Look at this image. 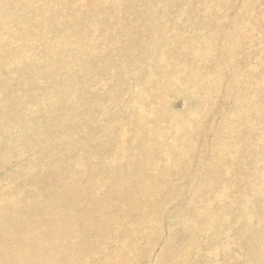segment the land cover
<instances>
[{"label": "rangeland", "instance_id": "374dc122", "mask_svg": "<svg viewBox=\"0 0 264 264\" xmlns=\"http://www.w3.org/2000/svg\"><path fill=\"white\" fill-rule=\"evenodd\" d=\"M18 1L21 0H0V113L4 124L18 128L19 150V153L0 160V187L7 186L12 174L21 166L27 168L30 162H35L36 171H44V164L36 157L42 155L46 148L37 145L36 138L55 142L50 146L53 158L64 153L63 144L74 140L79 156L87 159L102 148L99 133L93 130L96 126L107 133H115L114 137L121 141L134 134L131 123L133 111L128 100H135L146 108L164 104L166 110L162 117L158 112L149 114L152 130L159 144L183 171L175 169V176L167 188L173 193L164 204L167 214L161 219L160 230L150 244L139 245L134 264H157L166 250H172L174 258L183 264L194 261V255L201 254L206 246L197 240L208 239L213 233L201 225L194 232L197 240L189 244L191 253L186 255L179 247V243L186 242L183 234L178 233L175 227L174 237L170 236L173 226L184 219L183 214L189 215V212L195 216L191 200L201 194L196 179L202 175L203 166L211 161L210 169L214 170L219 163L239 155L249 171L251 183L264 177V0H147L151 5L143 0H32L33 5L27 7L17 5ZM55 11L57 18L53 19ZM94 14L102 17L105 24H98ZM153 16L163 18L162 28L165 30L161 33L164 42H157L150 48L155 38L150 23ZM29 17L30 21L26 20ZM19 21L25 22L20 29ZM83 24L93 27V30L83 31ZM17 33L21 34L20 37ZM225 37L228 40L224 46L226 52L222 55L225 62L214 65L211 55H215L216 50H207V40L214 44L218 38L222 41ZM191 49L197 51V58L184 73ZM93 53L100 62L97 67L88 62L86 66L90 72L85 77L83 68L86 66L82 67L81 62ZM109 56H113V60L108 62ZM161 56L165 58L163 61ZM160 61L164 63L159 65ZM105 66L110 68L107 74L103 72ZM147 71L152 79L151 91L155 92L154 87L165 82L162 91L151 95L146 90ZM236 75L243 78L236 79ZM192 77L198 78L194 87L180 82ZM85 78L86 84H79L78 81ZM63 81H69L70 88V94L64 97L82 101L75 109L65 111L63 119H60L54 116V109L43 113V104L58 101L62 96ZM83 100L104 101L106 107L103 111L96 106L87 109ZM200 100L202 104L203 100H211L207 104L211 109L206 104L201 106ZM248 103L253 104L248 112V124L244 123L245 117L233 124L237 118L234 109ZM84 109L83 117L78 119L77 111L80 114ZM97 113L98 117L102 114L99 121L95 118ZM189 113L202 115L189 122L192 135L186 137L191 144L188 140L185 151L181 153L179 148L182 145H177L166 131L167 116L173 114L176 118ZM78 120L79 126L71 128L70 125L66 135L67 124L73 125ZM117 127L124 129L116 133ZM86 129L92 130L91 135L82 141ZM238 139L248 141L245 150L231 148ZM0 140L7 141V144L9 141L2 135ZM218 142L223 145L220 152L218 149L219 156L213 150ZM136 157L125 147L119 151V160L133 161ZM153 162L160 166V170L166 165L165 158L158 154L154 155ZM50 164L59 166L57 160ZM236 172L225 169L221 178L217 175L203 184L207 188L220 189L221 182L225 181L227 191H236L232 181ZM70 173L65 170L61 174L63 181ZM36 175L26 181L28 189L36 190L43 186V181ZM257 187V195L262 198L260 207L264 208V184ZM205 192L211 193L209 190ZM4 196L10 198L9 193ZM218 201L226 204L229 198L223 196ZM257 202L251 195L244 196L238 201L240 209L235 210L249 217L253 210L256 211ZM245 206L246 212L243 211ZM238 214H232V219L239 225ZM193 221L200 223L202 220L196 215ZM263 226V223L255 225L259 230ZM222 232L224 240L208 239L209 247L216 250L220 245L226 255L245 262L254 253L247 245L251 243V248L260 255L261 264H264V236L241 232L236 238L238 231L227 225ZM117 245V240H111L107 249L114 250ZM100 256L97 254L96 259ZM113 258L119 259L118 256ZM83 260V264H93L95 259L86 253ZM217 262L223 264L220 255ZM205 264L214 263L206 261Z\"/></svg>", "mask_w": 264, "mask_h": 264}, {"label": "bare ground", "instance_id": "6f19581e", "mask_svg": "<svg viewBox=\"0 0 264 264\" xmlns=\"http://www.w3.org/2000/svg\"><path fill=\"white\" fill-rule=\"evenodd\" d=\"M32 2V0H21L16 4L27 7L28 5L32 6ZM143 2L148 1L143 0ZM148 3L150 4V2ZM55 13L56 11L52 13L53 19L57 18ZM30 17L26 20L30 21ZM93 18L98 21V24H105L102 17H97L94 14ZM23 22H18L19 29L23 27L25 23ZM162 22L163 18L156 16H153L150 22L152 35L155 36L154 41L149 45L150 48L154 47L157 42H164L161 31L163 32L165 29L162 28ZM82 26L85 32L93 30L91 26L88 27L85 24ZM20 35L17 33L18 37ZM161 35L162 37L159 38ZM170 36L172 38L173 34L170 33ZM227 41L226 37L222 41L218 38L214 44L207 40V50L211 48L216 50V54L211 55L214 65L225 62V56L222 55L226 52L224 46ZM205 55L206 53L203 54V56ZM108 58V62L113 60V56ZM196 58L197 51L191 49L188 58L189 64L184 68V73L188 72L189 68L194 65ZM162 59L165 58L161 56L160 60ZM162 61L159 65L164 63ZM88 62L97 67L100 60L93 53L81 62L82 67H85ZM84 70H86L84 74L87 77L86 75L90 70L87 69V66L86 69L83 68ZM109 70L110 68L105 66L104 74H107ZM148 72L145 77L146 90L154 95L164 89L165 82L154 87L155 92L151 91L152 79ZM235 78L242 79L243 76L236 75ZM197 79V77L186 78L180 82H185L188 86L194 87ZM78 82L84 85L87 79ZM61 85L62 96L56 103L47 102L43 104V113L54 109L52 111L54 116L63 119L65 111L75 109L82 100L76 101L64 97V95L70 94L69 81H63ZM209 101L211 100H203L202 104L200 100L201 106L205 104L208 106ZM83 103L87 105L84 106L87 109L96 106L97 109L104 110L106 107L104 101H96L95 103L91 100H83ZM128 103L133 111L131 123L135 131L134 134L121 141L114 137L116 136L115 133H107L103 128L96 126L93 130L99 133L102 148L98 154L89 156L87 159H82L79 156L75 150L74 143L76 141L74 140L63 144L64 153L53 158V150L50 146L55 142L44 138L35 139L37 145L46 148L42 155L36 157L37 161L44 164V171H36L35 162H30L27 168L21 166L16 171L14 170L11 178L13 181L11 180L5 187H0V264H83V256L86 253L93 255L95 259L93 264H134L139 245L142 243L148 245L156 237L160 230L161 219L167 214L164 207L165 201L173 193L167 188L175 176V169L177 171L183 170L175 165L177 164L176 161L172 159L167 150L163 149L162 144H159L152 130V120L149 114L158 112L159 117H162V113L166 110L165 105L146 108L135 100L134 102L128 100ZM197 104L199 103L197 102ZM252 105L248 103L235 108L237 118L234 119L233 124L244 117V123L248 124V112H250ZM208 107L211 109L210 106ZM85 111L86 109L80 114L77 111L78 119L83 117ZM202 113H189L186 116L176 118L173 114L167 116L169 123L166 131L177 145L179 143L182 145L179 152L185 151V145L188 144L189 140L186 136L192 135L189 122L201 116ZM101 116L102 114L98 117L97 113L95 115L96 120L98 118L99 121ZM2 117V113H0V136L2 135L9 140L8 144L7 141L0 140V160H5L11 155L19 153L17 148L18 128L12 124H4ZM7 117L11 118V116ZM79 124V120L73 125L67 124L65 134L67 135L70 125L71 128H77ZM123 129L124 127H117L116 133L123 131ZM91 131V129H86L82 141L91 135ZM189 144H191L190 140ZM214 146L213 150H216L219 156L220 148L223 145L218 142ZM247 146L248 141L246 139H238L231 148L236 151H243ZM123 147L137 156L135 160H119V151ZM155 154L163 156L166 160V165L162 166L161 170L160 166L153 162ZM139 158L142 161H138ZM52 160H57L59 166L55 167L50 164ZM206 164L203 166L202 175L196 179L199 182V193L201 194L198 198L191 200L192 208H195V216L198 215L202 221L195 223L193 221L195 216L192 217L189 212V215L185 213L182 217L184 219H180L173 226L174 231L170 236L174 237L175 227L178 233L183 234L185 238L183 241L186 242L179 243V247L182 248L185 255L191 253L189 244L192 240H197L194 232L195 230L198 231L201 225L213 233V236L208 238L210 241L224 240L225 235L222 230L225 229L226 225L232 226L238 231L236 238L241 232H251V236L254 233L264 236V226L261 230L255 227L258 223L264 224V208L260 207L262 206V201H260L262 198L257 195L259 189L257 186L264 184V177L258 178L256 183H251L249 171L243 166L242 158L239 155L219 163L214 170L210 169L211 161ZM228 168L237 171L232 178L236 191H227L225 181L221 182L220 189L205 187L206 184H203L205 181L215 178L217 175L221 178V173ZM24 169H26L25 172L21 174L20 172ZM65 170L71 173L67 175L66 181H63L61 174ZM34 174H38L36 177L43 181V186L40 189L31 190L25 186V183ZM206 190L211 193L208 194L205 192ZM3 193H9L10 198L5 197ZM247 195L258 200L256 205L258 209L253 210L255 212L252 211L249 217H246L244 212L235 210L236 208L240 209L238 208V201ZM223 196L229 198L228 203H219L218 200ZM243 209L245 211L246 206ZM237 212L239 213L238 218L241 220L239 225L232 219V214H237ZM208 239L197 240L200 244L206 245L205 250L201 254L194 255L195 260L188 261L186 264H205L206 261L217 264L219 255L223 264H261L260 255L251 248L253 247L251 243L247 245H250L248 248L254 253L250 254L245 262H239L234 259L233 255H226L220 245L217 246L216 250L209 247L206 243ZM111 240L118 241L114 250L107 249ZM81 245H84V248H81ZM173 253L172 250H166L157 264H183L182 261L179 262L178 258H174ZM97 254H101L98 259H96ZM115 256H118L119 259L114 260L113 257Z\"/></svg>", "mask_w": 264, "mask_h": 264}]
</instances>
